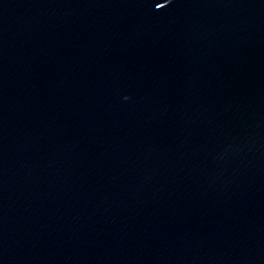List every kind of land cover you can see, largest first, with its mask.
Instances as JSON below:
<instances>
[{
  "label": "water",
  "instance_id": "95a60500",
  "mask_svg": "<svg viewBox=\"0 0 264 264\" xmlns=\"http://www.w3.org/2000/svg\"><path fill=\"white\" fill-rule=\"evenodd\" d=\"M0 264H264V0H0Z\"/></svg>",
  "mask_w": 264,
  "mask_h": 264
}]
</instances>
